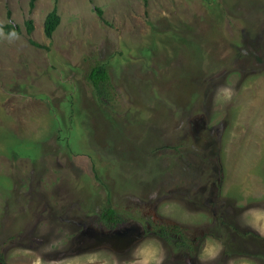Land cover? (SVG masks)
I'll return each mask as SVG.
<instances>
[{"label":"rangeland","instance_id":"obj_1","mask_svg":"<svg viewBox=\"0 0 264 264\" xmlns=\"http://www.w3.org/2000/svg\"><path fill=\"white\" fill-rule=\"evenodd\" d=\"M7 24L21 33L0 36L2 264H126L108 208L173 227L190 247L159 241L164 264H264L241 221L264 208V0H0ZM209 236L222 249L202 261Z\"/></svg>","mask_w":264,"mask_h":264},{"label":"clouds","instance_id":"obj_2","mask_svg":"<svg viewBox=\"0 0 264 264\" xmlns=\"http://www.w3.org/2000/svg\"><path fill=\"white\" fill-rule=\"evenodd\" d=\"M0 36H6L11 42L19 39V34L13 28L7 33L0 31ZM232 92L228 88H221L218 91V98L227 102L230 100ZM155 198V193H153ZM242 226L256 231L264 237V208H248L241 213ZM222 249L220 241L214 237L204 239L200 250V259L202 261H212L217 258ZM130 251V257L126 264H164L166 256L161 243L155 238L143 237L136 242ZM99 259L96 254L86 257L87 264H94Z\"/></svg>","mask_w":264,"mask_h":264},{"label":"flooded vegetation","instance_id":"obj_3","mask_svg":"<svg viewBox=\"0 0 264 264\" xmlns=\"http://www.w3.org/2000/svg\"><path fill=\"white\" fill-rule=\"evenodd\" d=\"M100 220L102 221V233L106 235L107 233H114L117 230L122 229L121 231L124 232L125 240L124 243L121 246H118V248L114 249L113 253L117 255L124 256L128 254L129 250L132 248V246L138 242L143 237L152 236L156 238L160 242H168L172 241V238L175 236V246L176 247H182V248H188L189 245L179 242L178 236L173 233V227H166L164 228L162 225V221L160 219H157V217H154V223L155 227H153L152 224L149 222H145L144 224H141V221H138L137 219L128 220L130 222L126 223L124 222V219H121V217L117 215L114 222H109L103 219V214ZM159 220V221H158ZM129 232H131L129 234ZM103 242V241H102ZM107 242V240H106ZM175 255V254H174ZM177 257V256H176ZM0 264L1 263V257H0Z\"/></svg>","mask_w":264,"mask_h":264},{"label":"trees","instance_id":"obj_4","mask_svg":"<svg viewBox=\"0 0 264 264\" xmlns=\"http://www.w3.org/2000/svg\"><path fill=\"white\" fill-rule=\"evenodd\" d=\"M33 1V0H32ZM33 6V2H31V7ZM95 11L98 13V15H101V12L99 10ZM60 22V17L57 14L56 9H54L52 12H50L44 21V26H43V30L44 33L47 37H51L52 34L54 33V31L56 30V28L58 27ZM25 26H26V32L27 34H30L33 30V24L31 20H28L25 22ZM15 29L17 31V33L20 35L21 33V29L19 26L14 25V24H7L3 27V32L7 33L12 29ZM29 43L31 45H33L34 47L37 48H43V46L33 42L32 40H29ZM88 80L91 83L92 86L95 87L96 90H101L99 95V98L102 97V95H104L105 93V89L103 88V86L108 84L109 81V77H108V73L107 71L101 67V66H95L92 68L90 74L88 75ZM117 217L115 211L111 208H108L105 210V213L103 214V219L109 222H114L115 218Z\"/></svg>","mask_w":264,"mask_h":264}]
</instances>
